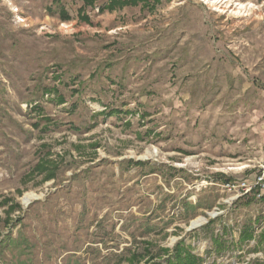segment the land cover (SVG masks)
Segmentation results:
<instances>
[{"label": "rangeland", "instance_id": "1", "mask_svg": "<svg viewBox=\"0 0 264 264\" xmlns=\"http://www.w3.org/2000/svg\"><path fill=\"white\" fill-rule=\"evenodd\" d=\"M147 1L0 0V264H264V0Z\"/></svg>", "mask_w": 264, "mask_h": 264}, {"label": "trees", "instance_id": "2", "mask_svg": "<svg viewBox=\"0 0 264 264\" xmlns=\"http://www.w3.org/2000/svg\"><path fill=\"white\" fill-rule=\"evenodd\" d=\"M84 2V6L85 7H91L95 4L96 0H83ZM139 4H146V6L149 7L148 1L147 0H109L108 4L102 8V11L104 12L105 10H108L110 12L116 10L117 8L123 9L125 7H134V6H138ZM60 17L63 18L66 21L70 20V17L67 15V13L65 12L64 9H61L60 12ZM83 20H88V17L86 15L82 16ZM47 117H42V122H46L47 123L50 121ZM39 127V126H38ZM48 155L49 153H47L46 155H44L43 157L40 158V160L38 161L37 165L35 166L32 175H45V181H50V180H55L57 178L59 169L57 167V164H55L53 161H50L48 159ZM256 197V196H255ZM264 198V197H263ZM10 201L8 199H6L4 201V203H2V206L5 205H9ZM16 209H20V207L18 205H11L9 211H7L6 213V218L5 219H1L0 221L7 227L10 225V223L12 222L10 219V215L16 210ZM17 222H22L21 219H19ZM213 221H210L209 224H212ZM0 238H1V232H0ZM253 235L250 234L249 232H245L242 234L240 241L241 242H249L251 240H253ZM262 239V238H261ZM264 243V239L261 240V244ZM161 255L162 252L165 255H169V259H167L166 264H204V260L196 255L193 254V251L191 248L185 247L183 243H180L176 246V248L174 249V251H169V250H165V251H160ZM140 256H142V254L138 253V255H133L128 261L127 264H140L139 262H141L142 260H139ZM143 260H144V256ZM152 260H156V257H154ZM152 264H158V263H152Z\"/></svg>", "mask_w": 264, "mask_h": 264}, {"label": "built area", "instance_id": "3", "mask_svg": "<svg viewBox=\"0 0 264 264\" xmlns=\"http://www.w3.org/2000/svg\"><path fill=\"white\" fill-rule=\"evenodd\" d=\"M227 187L232 191L240 190L243 195H253L257 198L264 197V156L257 168V173L253 177V180L243 181L240 184L228 183Z\"/></svg>", "mask_w": 264, "mask_h": 264}, {"label": "bare ground", "instance_id": "4", "mask_svg": "<svg viewBox=\"0 0 264 264\" xmlns=\"http://www.w3.org/2000/svg\"><path fill=\"white\" fill-rule=\"evenodd\" d=\"M262 198V197H261ZM33 199H37L34 195H26L24 198H23V203L25 204V206H29L32 202ZM200 221V220H199ZM198 221V222H199ZM203 221V220H201ZM200 221V222H201Z\"/></svg>", "mask_w": 264, "mask_h": 264}]
</instances>
